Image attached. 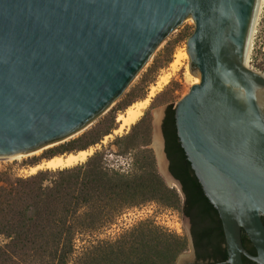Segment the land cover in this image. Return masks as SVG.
<instances>
[{"label":"water","instance_id":"95a60500","mask_svg":"<svg viewBox=\"0 0 264 264\" xmlns=\"http://www.w3.org/2000/svg\"><path fill=\"white\" fill-rule=\"evenodd\" d=\"M255 2L0 0V157L87 126L190 15L189 72L200 79L176 103V134L217 210L224 263L244 264L246 257L264 264V107L257 98L264 77L242 61ZM162 115L155 122L160 168L182 191L169 170ZM241 230L254 255L244 248Z\"/></svg>","mask_w":264,"mask_h":264},{"label":"trees","instance_id":"16d2710c","mask_svg":"<svg viewBox=\"0 0 264 264\" xmlns=\"http://www.w3.org/2000/svg\"><path fill=\"white\" fill-rule=\"evenodd\" d=\"M115 119V113H109L53 155L98 144L112 132ZM163 134L170 171L182 185L181 213L190 221L195 262L226 264L217 210L205 196L180 145L171 105L165 109ZM127 139L126 149H134L132 137ZM103 160L101 150L66 168H44L20 177L0 172V264L175 263L186 247L185 240L151 221L140 222L115 238L99 239L126 210L137 206V200L175 196L154 171L125 174L109 169ZM241 241L254 255L255 249L244 230ZM243 263L257 264L246 257Z\"/></svg>","mask_w":264,"mask_h":264},{"label":"rangeland","instance_id":"374dc122","mask_svg":"<svg viewBox=\"0 0 264 264\" xmlns=\"http://www.w3.org/2000/svg\"><path fill=\"white\" fill-rule=\"evenodd\" d=\"M194 27L192 17L190 15L185 17L159 43L149 60L130 81L123 93L102 113L92 119L87 126L63 139L38 148L37 154H33L26 159L0 162V172H7L12 176L18 177L32 174L29 173L30 167L52 156L56 149L91 129L109 113H115L114 129L110 134L104 136L98 144L91 146L93 148L92 154L102 150L104 152L103 161L105 166L109 169L119 170L125 174L137 172V175H139L154 171L164 186L171 190L175 196L158 197V199L144 202H138L137 200V206L126 210L123 213L124 216L121 221L118 219L115 224L105 229L98 236L99 239L115 238L128 232L140 222L151 221L155 225L167 229L185 240L186 247L177 257L174 264H184L190 260L192 249L188 234V222L187 218L181 213L184 194L177 185L172 181H168L161 171L155 147V140H158L155 122L161 110L163 111L162 116H164L167 106L171 105L175 108L176 103L188 93L191 85H193V75L189 72L187 41L194 31ZM175 60H177L176 63L173 62ZM250 66L255 71L264 72V0L258 12L257 23L255 25L252 62ZM185 72H189L190 75L187 77ZM163 77H167V82L158 88L154 96L151 97L138 120L121 132L115 133L114 130H117L119 127L118 116L125 115L128 107L144 100L151 88L156 86L157 82ZM133 125H135L134 129H132ZM105 137L107 138L105 139ZM117 137L122 138L115 141ZM127 137H130V139L132 137L134 149H126L125 143L128 140ZM66 153L68 152L58 154ZM2 242L3 239L0 237V244Z\"/></svg>","mask_w":264,"mask_h":264},{"label":"bare ground","instance_id":"6f19581e","mask_svg":"<svg viewBox=\"0 0 264 264\" xmlns=\"http://www.w3.org/2000/svg\"><path fill=\"white\" fill-rule=\"evenodd\" d=\"M263 0H256L254 10L249 22V26L246 32L245 41L243 45V52H242V61L246 67L253 70L250 66L252 62V51H253V39H254V32H255V25L257 23L258 12L260 10L261 4ZM174 63L177 60L173 61ZM255 71V70H253ZM261 74L264 77V72L255 71ZM185 75L188 77L190 75L189 72H185ZM199 77L193 75V84L199 82ZM167 82V77L161 78L159 82H157L156 86L152 87L147 97L142 100L141 102L134 103L132 106L128 107L126 110L125 115H119L117 121L119 122V127L117 130H114L115 133L121 132L123 129L128 128L131 124H133L142 114V110L146 107L151 97L154 96L158 88H160L164 83ZM257 98L262 107H264V91L257 92ZM107 137H105L106 139ZM156 146L159 144V141L155 140ZM39 149L32 150L23 154L8 156V157H0V162L6 161H21L26 159L27 157L37 154ZM93 148L90 147L85 150H79L76 152H70L66 154H57L50 159L42 160L40 163L32 166L29 168V173H34L38 169H57V168H66L78 163H81L87 159L92 154Z\"/></svg>","mask_w":264,"mask_h":264},{"label":"flooded vegetation","instance_id":"af4514ba","mask_svg":"<svg viewBox=\"0 0 264 264\" xmlns=\"http://www.w3.org/2000/svg\"><path fill=\"white\" fill-rule=\"evenodd\" d=\"M165 115V114H164ZM164 118V117H163ZM161 130H162V133H163V120H162V124H161ZM163 137H164V134H163ZM164 144H165V138H164ZM166 151V150H165ZM167 154V153H166ZM169 160V159H168ZM169 165H170V161H169ZM170 170V168H169ZM171 172V171H170ZM172 176L177 180L179 181V183L181 184L180 180L171 172ZM182 187V185H181ZM189 220V219H188ZM189 229H190V221H189ZM191 249H192V256H191V259L186 261L184 264H186L187 262H190L188 264H196L195 260H196V257H195V250L193 248V242H191ZM201 262H199L200 264Z\"/></svg>","mask_w":264,"mask_h":264},{"label":"built area","instance_id":"2783aa9c","mask_svg":"<svg viewBox=\"0 0 264 264\" xmlns=\"http://www.w3.org/2000/svg\"><path fill=\"white\" fill-rule=\"evenodd\" d=\"M124 214L121 215V217L119 218V221H121V219L123 218Z\"/></svg>","mask_w":264,"mask_h":264}]
</instances>
